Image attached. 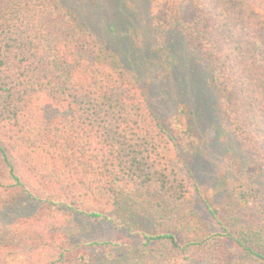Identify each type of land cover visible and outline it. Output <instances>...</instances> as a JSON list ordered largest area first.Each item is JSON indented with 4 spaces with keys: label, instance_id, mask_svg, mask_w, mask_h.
<instances>
[{
    "label": "trees",
    "instance_id": "obj_1",
    "mask_svg": "<svg viewBox=\"0 0 264 264\" xmlns=\"http://www.w3.org/2000/svg\"><path fill=\"white\" fill-rule=\"evenodd\" d=\"M149 3L150 24L181 32L204 66L217 120L252 163L226 160L225 195L202 214L190 105L160 116L94 19L61 0H0V264H112L121 242L83 238L110 225L164 258L264 264L252 184L264 172V0Z\"/></svg>",
    "mask_w": 264,
    "mask_h": 264
},
{
    "label": "rangeland",
    "instance_id": "obj_2",
    "mask_svg": "<svg viewBox=\"0 0 264 264\" xmlns=\"http://www.w3.org/2000/svg\"><path fill=\"white\" fill-rule=\"evenodd\" d=\"M61 1L81 18L83 14L89 17L88 20L94 19L92 32L111 47L118 64L134 73L140 84L146 87L160 116L169 117L179 104L190 105L191 123L197 140L192 168L198 180V184L191 181V186L196 208L205 214L203 199L218 203L225 195L228 180L226 160L238 159L245 168L252 161L233 136L222 130L215 112L216 93L204 66L188 48L183 34L174 29H155L150 24L149 0ZM134 47H137L138 59L133 58ZM134 60L137 61L133 65ZM252 184L260 188L264 199L263 171ZM35 209L31 203L30 206H22L20 213H15L29 214ZM16 214L10 215L16 219L19 217ZM83 238L87 242L95 239L121 242L118 248H113L116 250L112 264H196L191 258L178 260L174 254L164 258L149 248L145 250L141 236L120 232L111 225L94 228ZM13 263L17 264L15 261Z\"/></svg>",
    "mask_w": 264,
    "mask_h": 264
}]
</instances>
